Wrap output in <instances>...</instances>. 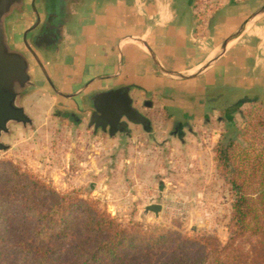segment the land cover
<instances>
[{"label": "crops", "instance_id": "crops-1", "mask_svg": "<svg viewBox=\"0 0 264 264\" xmlns=\"http://www.w3.org/2000/svg\"><path fill=\"white\" fill-rule=\"evenodd\" d=\"M263 5L225 0L199 21L193 0H81L58 49L29 62L32 88L86 111L96 95L127 88L148 128L128 124L112 138L144 132L160 146L218 141L214 127L227 134L237 105L264 108V11L254 15ZM30 21L9 26L10 48L20 47Z\"/></svg>", "mask_w": 264, "mask_h": 264}, {"label": "rangeland", "instance_id": "rangeland-1", "mask_svg": "<svg viewBox=\"0 0 264 264\" xmlns=\"http://www.w3.org/2000/svg\"><path fill=\"white\" fill-rule=\"evenodd\" d=\"M223 1L193 0L196 17L207 19ZM262 4L264 0H258V6ZM29 90L21 103L33 126L11 125V133L2 137L9 147L0 152V160L31 172L57 192H73L96 203L123 226L137 224L144 230L163 228L190 237L213 235L220 242L227 240L234 197L217 167L215 147L221 140L226 142L220 125L214 127L218 141L209 137L204 145L169 141L160 146L145 138L144 132L112 138L94 133L86 121L75 125L56 115L48 88ZM241 111L247 120L239 113L235 117L245 134L239 141L250 158L264 164V108L245 106ZM148 204L161 205L158 218L143 213Z\"/></svg>", "mask_w": 264, "mask_h": 264}, {"label": "trees", "instance_id": "trees-1", "mask_svg": "<svg viewBox=\"0 0 264 264\" xmlns=\"http://www.w3.org/2000/svg\"><path fill=\"white\" fill-rule=\"evenodd\" d=\"M240 106L235 110L246 122ZM228 130L226 142L215 147L217 167L234 197L225 242L123 226L96 203L57 192L2 159L0 264H264V164L245 153L244 130L235 120Z\"/></svg>", "mask_w": 264, "mask_h": 264}, {"label": "water", "instance_id": "water-1", "mask_svg": "<svg viewBox=\"0 0 264 264\" xmlns=\"http://www.w3.org/2000/svg\"><path fill=\"white\" fill-rule=\"evenodd\" d=\"M12 0H0V152L8 149L2 137L11 133V125L32 127L33 120L21 104V93L32 88L34 83L29 73L30 63L20 52L10 48L5 30V18L11 11ZM264 11V5L254 14ZM243 26L240 28V30ZM235 36L230 39L233 40ZM230 40L226 41L223 46ZM92 118L111 116V121L99 125L102 129L108 125L109 135L116 132L128 133V124L148 128L149 121L132 105L127 88L100 93L93 100ZM99 114V115H97ZM181 131H178L181 137ZM161 205L148 204L143 213H152L158 218Z\"/></svg>", "mask_w": 264, "mask_h": 264}, {"label": "flooded vegetation", "instance_id": "flooded-vegetation-1", "mask_svg": "<svg viewBox=\"0 0 264 264\" xmlns=\"http://www.w3.org/2000/svg\"><path fill=\"white\" fill-rule=\"evenodd\" d=\"M81 0H12L11 11L7 14V40L14 48L15 34L9 26L18 24L19 20L31 21L20 34V47L18 52L22 53L29 62H36L44 55H48L52 49H58L65 37V28L70 23L73 15V7ZM51 50V51H50ZM33 79V78H32ZM29 89L21 93L22 100L28 97ZM61 99L72 98L70 95L60 93ZM56 115L62 116L75 125H80L86 121L88 128L94 133H106L109 135L110 127L106 125L104 129L101 124L111 121V116L105 118H92L94 108L91 106L87 111L78 106H65L64 104H54ZM26 112L27 108L25 107ZM99 115V114H97ZM31 117V116H30ZM33 120V119H32ZM130 125V124H129ZM116 132L114 134H120ZM113 134V135H114Z\"/></svg>", "mask_w": 264, "mask_h": 264}]
</instances>
